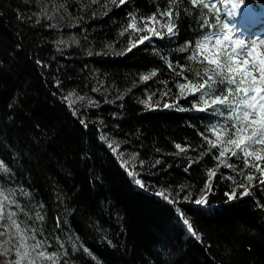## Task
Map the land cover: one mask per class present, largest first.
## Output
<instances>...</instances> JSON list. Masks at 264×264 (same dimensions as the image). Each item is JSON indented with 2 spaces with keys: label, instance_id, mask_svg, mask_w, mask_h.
Segmentation results:
<instances>
[{
  "label": "trees",
  "instance_id": "16d2710c",
  "mask_svg": "<svg viewBox=\"0 0 264 264\" xmlns=\"http://www.w3.org/2000/svg\"><path fill=\"white\" fill-rule=\"evenodd\" d=\"M169 7L177 34L155 25L164 38L139 43L147 17ZM216 18L191 0H0V190L55 264H264V161L232 146L221 157L209 129L231 122L178 87L214 69L195 44Z\"/></svg>",
  "mask_w": 264,
  "mask_h": 264
},
{
  "label": "snow or ice",
  "instance_id": "6c2138e0",
  "mask_svg": "<svg viewBox=\"0 0 264 264\" xmlns=\"http://www.w3.org/2000/svg\"><path fill=\"white\" fill-rule=\"evenodd\" d=\"M116 2L117 0H113V3ZM126 2L127 0H119L121 5ZM191 3L194 6L202 4L204 9L209 12L215 11L217 14L214 24L208 19L203 20L202 24L211 27L212 31L205 34L203 39L198 40L195 44L197 53H203L207 49L208 54L205 55V59L209 65H214L215 67L214 69L206 68L204 70V75L207 77L206 80L178 84L181 95L199 92L198 100L192 102L194 109L200 112H207L211 109L212 112L209 114H219L231 122L229 124H212L209 129L215 134L216 139L215 141L208 140V143L212 147H216L218 144L223 146L220 150L221 157L230 151L229 146H232L243 152L245 157L253 156L257 161H264V52L258 51L259 48L264 47V39L251 40L249 42L251 47H249L244 39L235 35V26L224 22L226 18L231 19L240 14L241 5H245L244 0H239L238 3H231L230 7L229 0H191ZM221 3L225 5L223 9L219 6ZM222 11L224 15L221 17L220 13ZM159 17L151 15L147 17V21L153 25H160L161 29L166 28L169 38L175 36L178 28L176 23H174L173 9L169 7L167 10L160 11ZM163 17H168L166 23H161ZM135 24L136 21L133 19L129 27L134 28ZM139 30H146L151 35L161 39L164 38V32L155 26ZM147 40H149V36H144L139 43L142 44ZM212 41L215 42V48L209 47ZM135 46L133 44V47ZM248 58H251V63H249ZM190 59H194V57H190ZM151 75L155 76L156 72L153 71ZM199 75L197 73V76ZM216 77H219V80ZM142 79L148 80L149 77L143 76ZM217 84H226L227 87L218 89L216 87ZM218 105L222 107H216ZM164 107L168 108L170 105L165 104ZM178 110L186 111L187 109L180 107ZM257 145L260 147H256ZM109 147L112 146L109 145ZM180 147V145H177V148ZM112 150L116 151L115 148ZM236 154L235 151L232 152L233 156ZM245 166H248L247 160H245ZM255 168L260 177H264V167L256 164ZM8 170L6 162L0 161V171L8 172ZM128 174L130 176L134 175L131 171ZM246 179L251 181L254 177L248 175ZM135 182L143 187L139 179ZM260 183L264 185V179H261ZM206 187L211 191L210 186L206 185ZM20 191L24 196L28 195V192L24 189ZM13 195L14 192L12 191L6 194L0 190V222L5 219L10 222L5 226V231L0 232V237L5 236L12 229H15L13 236L18 237L13 247H15L16 255L19 259L14 264H21V261L25 259L28 264H36L40 259L50 260L55 264L56 253H47L43 250L46 242L37 239L34 234L37 230L24 225L23 222L18 223L15 219L16 211H8L9 207L21 209V205L12 199ZM226 195L229 196V199H232L236 195L235 189L231 194ZM242 195H249V190L245 188ZM195 203L202 205L206 203V199L202 197L196 200ZM25 215H27L26 212ZM36 218L40 221L44 219L39 212L36 213ZM184 223L186 225L189 224L187 219L184 220ZM189 231H192L191 225H189ZM29 233L33 234L30 235ZM193 235H196V233L193 232ZM196 238L199 240L200 237L196 235ZM29 241H33V243L30 244ZM84 251L88 252L89 250L85 248ZM0 255H3V253H0Z\"/></svg>",
  "mask_w": 264,
  "mask_h": 264
},
{
  "label": "rangeland",
  "instance_id": "374dc122",
  "mask_svg": "<svg viewBox=\"0 0 264 264\" xmlns=\"http://www.w3.org/2000/svg\"><path fill=\"white\" fill-rule=\"evenodd\" d=\"M153 26H155V25H153V24H151V23H149L147 21V22L144 23V25L141 26L140 29H144L146 27H153ZM133 31H135V30H133ZM144 36H151V34L148 31H146V30H144V31H141L140 30V33H139L138 37H136V40H140ZM209 47L210 48H215V46H213L212 44H210ZM258 51L264 52V47L259 48ZM201 54L203 56L207 55L208 54L207 53V49H205L204 52L201 53ZM248 59H249V63H251V58H248ZM1 224H2V222H0V232H4L6 225L5 226H2ZM13 231L15 232V229H13L11 232H13ZM6 235H8V233ZM6 235L3 236V237H0V243H2V245H3L2 247L6 246V245H7V247H9L8 245H10V243L8 242V239H7ZM0 253H3V255H0V259H1L2 264H7L6 262H4V260H6V259H4V258H6L5 257L6 252L4 250H1L0 249ZM13 254H14L15 261L17 259H19V257H17V255H16V250H15V252ZM12 259L13 258H10L11 261H12Z\"/></svg>",
  "mask_w": 264,
  "mask_h": 264
}]
</instances>
